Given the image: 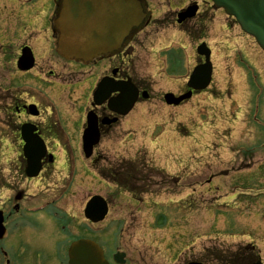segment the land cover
Segmentation results:
<instances>
[{
	"label": "rangeland",
	"instance_id": "374dc122",
	"mask_svg": "<svg viewBox=\"0 0 264 264\" xmlns=\"http://www.w3.org/2000/svg\"><path fill=\"white\" fill-rule=\"evenodd\" d=\"M201 9L202 16L209 17L201 25L191 23L185 33L171 27L153 29L158 33L137 43L136 72L138 78L150 80L151 100L135 107L115 138L100 141L89 164L88 195H100L110 209L106 222L92 230L106 249V259L118 248L132 264H207L209 251L230 258L242 250L250 259L238 264L253 260L264 264V53L221 11L213 12L208 5ZM200 40L212 50L211 89L183 106L166 107L163 94L175 92L186 80ZM168 46L179 47L184 65L178 69L177 64L172 73L162 63H167L161 54ZM47 51L40 44L36 59ZM3 52L0 48V79L8 65ZM38 64L44 70L51 66L40 59ZM42 88L56 101L50 107L57 118L59 108L63 118L78 116L80 91L60 95ZM253 90H258V114L251 116ZM68 143L73 148L78 143L76 149L81 151L78 139ZM55 153L63 159L60 150ZM68 158L74 160L71 154ZM98 167L103 168L106 182L100 180ZM81 176L82 172L76 179ZM123 179L131 181L130 188H116L111 182ZM79 196L59 207L82 212ZM154 202L160 206L154 208ZM177 208L185 214L181 218ZM172 220L180 230L171 227L168 232ZM208 264L226 263L210 259Z\"/></svg>",
	"mask_w": 264,
	"mask_h": 264
},
{
	"label": "flooded vegetation",
	"instance_id": "af4514ba",
	"mask_svg": "<svg viewBox=\"0 0 264 264\" xmlns=\"http://www.w3.org/2000/svg\"><path fill=\"white\" fill-rule=\"evenodd\" d=\"M145 1L151 11L150 22L143 31L132 37L117 56L99 58L85 66L65 61L53 52H42L38 59L51 65L45 70L38 64V59L36 62L34 48L37 46V57L38 47L42 43L50 46L51 51V45L57 37L53 32V21L59 0H27L26 9L20 10L0 3L4 56L8 61L7 67L10 66L3 69V85L0 86V142L5 146L0 163V190L3 193L0 198V213L5 232L0 243L3 264H68L66 256L71 243L74 240L89 239L90 224L83 219V211L66 212L59 207L79 194L82 208L85 206L89 200L85 188L89 178L88 166L85 167L86 172L81 166V170L73 173L74 179L69 173L68 161L62 160L58 164L60 159L46 145L47 154L53 158L46 156L39 177L28 179L25 173L22 129L28 127L34 130L32 135L45 142L76 140L86 127L87 113L92 111L97 117L96 129L101 139L116 137L120 119L112 115L105 106L92 107L91 96L96 84L103 78L113 82L129 78L139 92L147 90V82L136 76V57L133 51L137 42L143 43L146 33L155 34L153 30L147 31L155 25L157 28L167 26L183 32L192 22L177 25L175 20L176 15L195 3V0ZM199 9L193 18L194 22L203 17ZM156 13H161V16H156ZM25 48L31 50L35 61L28 71H19L16 69V59H19ZM42 86L49 89L50 93L60 91V95L65 91L68 95L80 91L81 104L76 109L79 116L74 119L53 116L47 118L45 110L43 113L41 109L47 107L51 97ZM185 92L187 90L182 86L178 95ZM38 98L45 106L37 101ZM53 98L59 100L58 96ZM66 153V149L62 150V156H66ZM58 165L61 167L60 173L54 174ZM81 172L83 176L76 179ZM82 191L86 193L85 196L81 195ZM38 206H45V209L36 212ZM38 252H43L41 258Z\"/></svg>",
	"mask_w": 264,
	"mask_h": 264
},
{
	"label": "water",
	"instance_id": "95a60500",
	"mask_svg": "<svg viewBox=\"0 0 264 264\" xmlns=\"http://www.w3.org/2000/svg\"><path fill=\"white\" fill-rule=\"evenodd\" d=\"M212 2L217 8L223 9L228 16H233L241 30L252 36L264 51V0H212ZM113 3L107 2V0H63V10L57 22L60 32L57 44L58 53L66 59L76 58L87 62L97 55L116 52L126 33L143 22L145 6L133 0H121L120 3ZM73 34H76L77 37L73 38ZM197 51L200 55L205 56V64L193 71L188 87L201 91L210 82L211 66L208 60L209 52L206 51L205 46L201 45ZM116 90L123 91L118 86L112 88L102 83L97 93L100 96H108ZM135 97L134 95L130 99L121 96L118 99L117 103L122 110L120 112L122 115L132 108L136 101ZM165 98L168 103L177 105L182 100L189 98V95L177 100H173L172 95H167ZM83 140L84 152L88 157L91 147L97 143V137L86 134ZM27 147L31 148L33 145H26ZM37 150H41V153H37L38 172L39 161L43 155V148L39 146L38 142ZM85 213L92 222H97L104 219L106 206L101 200L92 198ZM69 257V264H107L101 250L85 240L73 244ZM122 257L123 255H119L117 261L122 260Z\"/></svg>",
	"mask_w": 264,
	"mask_h": 264
},
{
	"label": "trees",
	"instance_id": "16d2710c",
	"mask_svg": "<svg viewBox=\"0 0 264 264\" xmlns=\"http://www.w3.org/2000/svg\"><path fill=\"white\" fill-rule=\"evenodd\" d=\"M211 254V259L214 260V261H219V263H222L225 262L226 258L223 257V256H218V255H215L213 254L212 252L210 253ZM250 257H244V253L242 251H239L238 253H235L232 255V260H230L229 262H227L228 264H237V262H240V260H249Z\"/></svg>",
	"mask_w": 264,
	"mask_h": 264
},
{
	"label": "bare ground",
	"instance_id": "6f19581e",
	"mask_svg": "<svg viewBox=\"0 0 264 264\" xmlns=\"http://www.w3.org/2000/svg\"><path fill=\"white\" fill-rule=\"evenodd\" d=\"M107 17H108V14H107V16H106V20H107ZM73 36V38L75 37H77V35L76 34H73L72 35ZM71 37V36H70ZM181 210L180 209H176V215L178 216V218H181L183 215H185L183 212H180ZM207 221H209L210 222V220H207ZM175 223H176V221H174V220H172V222H170V226H169V228H168V232H170V230H171V227H176L178 230H180L181 229V227L180 226H176L175 225ZM182 229H183V227H182ZM170 239H172L171 238V235H170ZM172 241H173V239H172ZM169 242H171V240H169ZM167 247H169V245L167 246ZM163 249H165V245L163 246ZM167 251H170V250H167ZM211 259V256H210V254H208L207 253V261L208 260H210Z\"/></svg>",
	"mask_w": 264,
	"mask_h": 264
}]
</instances>
